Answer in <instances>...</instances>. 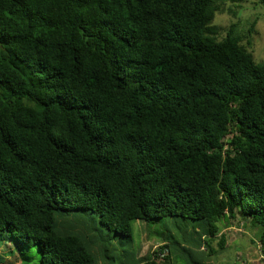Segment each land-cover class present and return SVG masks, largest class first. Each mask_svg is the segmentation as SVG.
<instances>
[{"label":"trees","instance_id":"16d2710c","mask_svg":"<svg viewBox=\"0 0 264 264\" xmlns=\"http://www.w3.org/2000/svg\"><path fill=\"white\" fill-rule=\"evenodd\" d=\"M221 10L0 0V246H37L36 264H209L240 218L264 253V62L236 24L217 37ZM136 220L178 231L117 261L105 241Z\"/></svg>","mask_w":264,"mask_h":264},{"label":"rangeland","instance_id":"374dc122","mask_svg":"<svg viewBox=\"0 0 264 264\" xmlns=\"http://www.w3.org/2000/svg\"><path fill=\"white\" fill-rule=\"evenodd\" d=\"M221 11L215 14L213 25L217 29V37L222 38L227 28L236 24L237 32L243 37V44L252 52L256 61L264 62V8L259 0H220ZM253 24L251 28L250 25ZM251 28L249 33L247 30ZM230 225L223 228L226 234L227 248L208 257L206 262L209 264H264L260 259L263 255L257 245L255 247L257 229L252 228L244 220L234 218L230 220ZM175 231V224L171 221L156 220L152 224L136 220L132 224L130 238H122L125 243H118L119 236L112 237L105 241L108 252L112 253L116 260L119 257L132 263L134 257L125 251L137 252L138 256H145L161 246V237H170ZM218 238V237H217ZM11 245V246H9ZM113 246L115 249H113ZM212 247L216 248L217 243L213 242ZM38 247L31 246L17 249L16 246L8 241H3L0 246L2 257L0 264H36L38 261ZM202 255L195 258L200 262ZM203 260V259H202ZM177 264H189L186 260H179ZM191 264H195L191 262Z\"/></svg>","mask_w":264,"mask_h":264}]
</instances>
